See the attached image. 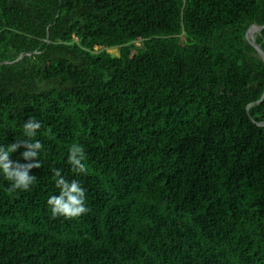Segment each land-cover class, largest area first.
<instances>
[{
	"label": "trees",
	"instance_id": "1",
	"mask_svg": "<svg viewBox=\"0 0 264 264\" xmlns=\"http://www.w3.org/2000/svg\"><path fill=\"white\" fill-rule=\"evenodd\" d=\"M254 24L264 0H0V144L32 115L45 146L31 191L0 176V264H264ZM53 167L86 215L52 218Z\"/></svg>",
	"mask_w": 264,
	"mask_h": 264
},
{
	"label": "clouds",
	"instance_id": "2",
	"mask_svg": "<svg viewBox=\"0 0 264 264\" xmlns=\"http://www.w3.org/2000/svg\"><path fill=\"white\" fill-rule=\"evenodd\" d=\"M43 127L38 118L29 115L22 125L25 138L6 145L0 144V176L9 182L10 192H29L36 184L34 170L43 167L40 157L45 150L44 144L36 137ZM16 153L19 155L13 159ZM66 162L74 176L87 175L89 166L83 145L73 144L68 149ZM50 171L55 188L58 189V194L50 195L46 201L52 218L76 219L86 215L90 208L87 206V189L81 181L67 179L60 168L53 167Z\"/></svg>",
	"mask_w": 264,
	"mask_h": 264
},
{
	"label": "water",
	"instance_id": "3",
	"mask_svg": "<svg viewBox=\"0 0 264 264\" xmlns=\"http://www.w3.org/2000/svg\"><path fill=\"white\" fill-rule=\"evenodd\" d=\"M254 26L256 27L258 32L264 28V25L260 26L257 24H254L251 27H254ZM251 27L247 31L246 38L254 45V47L258 50L260 56L264 59V50L262 49L261 45L259 43H257L256 36H250L249 35V31H250ZM263 99H264V94H263V96L259 102H261Z\"/></svg>",
	"mask_w": 264,
	"mask_h": 264
},
{
	"label": "rangeland",
	"instance_id": "4",
	"mask_svg": "<svg viewBox=\"0 0 264 264\" xmlns=\"http://www.w3.org/2000/svg\"><path fill=\"white\" fill-rule=\"evenodd\" d=\"M96 49H100L99 47H96ZM108 52L114 54V55H119L120 54V49L119 48H112L108 49Z\"/></svg>",
	"mask_w": 264,
	"mask_h": 264
},
{
	"label": "bare ground",
	"instance_id": "5",
	"mask_svg": "<svg viewBox=\"0 0 264 264\" xmlns=\"http://www.w3.org/2000/svg\"><path fill=\"white\" fill-rule=\"evenodd\" d=\"M249 32H252V35L250 36H256V33L258 32L256 28L250 29Z\"/></svg>",
	"mask_w": 264,
	"mask_h": 264
}]
</instances>
